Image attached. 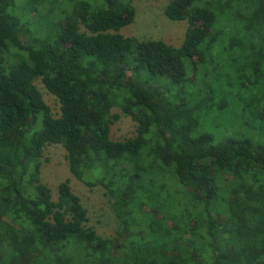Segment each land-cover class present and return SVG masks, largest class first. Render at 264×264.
I'll return each instance as SVG.
<instances>
[{
	"label": "trees",
	"instance_id": "obj_1",
	"mask_svg": "<svg viewBox=\"0 0 264 264\" xmlns=\"http://www.w3.org/2000/svg\"><path fill=\"white\" fill-rule=\"evenodd\" d=\"M44 1L39 34L0 0V264H264V0H170L164 15L190 22L179 46L120 33L128 0ZM115 107L138 112L134 137L111 139ZM208 116L225 137L199 130ZM51 144L110 197L115 236L86 225L68 179L53 199Z\"/></svg>",
	"mask_w": 264,
	"mask_h": 264
},
{
	"label": "rangeland",
	"instance_id": "obj_2",
	"mask_svg": "<svg viewBox=\"0 0 264 264\" xmlns=\"http://www.w3.org/2000/svg\"><path fill=\"white\" fill-rule=\"evenodd\" d=\"M85 1L92 9L102 7L100 0ZM128 2L134 8V15L132 17L125 15L127 23L120 29V33L139 40L161 39L173 46L181 44L190 22L188 20L173 21L164 15V7L170 0H128ZM25 4L26 0H12L11 7L12 13L21 20L24 31L28 32L31 30L39 34L42 31L44 32L45 26L40 18L44 16L46 11L55 13L56 2L47 3L44 0H36L33 4H27V9ZM74 4L75 0H60L59 6L61 10L64 8L72 10ZM62 17L63 12L61 11L59 18ZM65 17L62 18L61 25L73 19L72 15ZM80 27L84 29L82 24H80ZM201 70V67H195L191 77L200 73ZM34 83L41 92L45 102L50 106L52 113L57 116L59 114V103L56 96L45 88L40 78H36ZM155 83H158V78ZM159 83L161 88L165 87V85L169 86V79L161 77ZM113 111L118 113L120 118L111 125V139L124 140L134 137L136 135L138 112L126 115L119 107H115ZM27 122L29 123V121ZM199 130L210 132L217 138L225 137L228 134L227 130L221 127L218 120L210 116L200 119ZM231 135L234 137L244 136L242 131ZM40 179L51 188L53 199L57 198L56 189L58 183L68 179L72 190L80 196L82 204L87 209L88 221L86 225L94 229L98 235L111 238L120 230V221L113 211L110 197L101 186L90 187L70 171L66 151L60 144H51L45 147ZM148 209H156L160 212V205L153 203ZM158 211L155 213H159Z\"/></svg>",
	"mask_w": 264,
	"mask_h": 264
}]
</instances>
